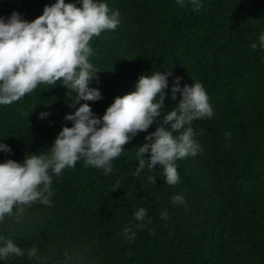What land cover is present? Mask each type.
Returning a JSON list of instances; mask_svg holds the SVG:
<instances>
[{"label": "trees", "instance_id": "trees-1", "mask_svg": "<svg viewBox=\"0 0 264 264\" xmlns=\"http://www.w3.org/2000/svg\"><path fill=\"white\" fill-rule=\"evenodd\" d=\"M55 2L0 0V17L17 12L31 22ZM100 2L119 12L120 23L90 41L88 59L100 73L89 86L103 99L87 103L102 117L115 97L135 91L141 75L171 71L161 116L125 146L111 173L82 158L53 175L50 205L32 204L20 223L14 215L0 221V235L24 252L0 264H264V0H200L199 12L190 0L184 7L177 0ZM176 77L181 88L201 82L215 115L192 122L201 150L176 161L180 180L168 185L160 165L135 175L136 154L158 126L170 130L163 117L179 103V93L171 99ZM61 83L39 84L0 105V143L11 149L0 151V163L50 155L58 133L72 126L66 114L80 106L69 107L75 93ZM176 195L185 202L174 203ZM140 208L143 221L134 217ZM33 246L37 255L29 258Z\"/></svg>", "mask_w": 264, "mask_h": 264}, {"label": "clouds", "instance_id": "clouds-1", "mask_svg": "<svg viewBox=\"0 0 264 264\" xmlns=\"http://www.w3.org/2000/svg\"><path fill=\"white\" fill-rule=\"evenodd\" d=\"M77 2L80 7L56 0L51 6L46 5L43 14L31 22L17 12L7 20L0 17V105L19 101L39 84L55 85L58 81L75 93L69 107L80 105L73 113L66 114L65 120L71 121L72 126H65L58 133L50 155L41 152L27 155L22 163L11 159L0 163V221L14 215L20 223L27 207L36 202L50 205L53 175L59 176L62 170L75 167L82 158L86 166L103 169L105 175L111 173L112 161L120 157L125 146L161 116L171 71L141 75L135 91L115 97L102 117L93 114L87 102L103 97L98 88L89 86L93 79L99 80L100 73L88 59L92 53L90 41L104 30H115L120 14L110 12L108 5L100 0ZM190 3L196 12L203 7L200 0H190ZM177 4L184 7L185 0H177ZM259 40L264 47V35ZM251 47L255 49L257 44ZM180 80L176 77L171 88V99L176 100L179 93V103L163 117V125H170V130L158 126L145 137L147 142L138 147L136 154L139 166L135 175L146 165L149 170L160 165L168 185L179 183L176 161L195 156L201 150L193 138L192 122L215 115L203 84L197 81L181 88ZM48 115L42 112L40 118ZM174 132L178 135L174 136ZM225 135L230 137L231 133ZM0 151L11 152V149L0 143ZM147 153H150L148 160ZM148 180L156 183L153 176ZM172 199L177 204L185 202L180 195ZM145 216L143 208L134 213L138 221H143ZM166 217L167 213L162 212L161 218ZM123 234L129 240L135 236L129 227H125ZM0 243V258L24 255L11 236L0 235ZM36 255L37 249L33 246L28 256Z\"/></svg>", "mask_w": 264, "mask_h": 264}]
</instances>
